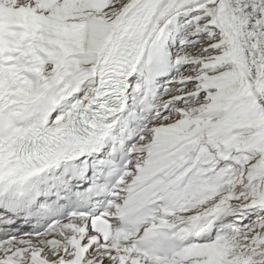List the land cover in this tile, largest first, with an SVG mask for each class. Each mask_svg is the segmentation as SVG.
<instances>
[{
	"label": "snow or ice",
	"instance_id": "1",
	"mask_svg": "<svg viewBox=\"0 0 264 264\" xmlns=\"http://www.w3.org/2000/svg\"><path fill=\"white\" fill-rule=\"evenodd\" d=\"M0 264H264V0H0Z\"/></svg>",
	"mask_w": 264,
	"mask_h": 264
}]
</instances>
